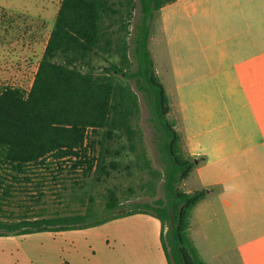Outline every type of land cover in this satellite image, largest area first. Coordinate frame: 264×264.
Listing matches in <instances>:
<instances>
[{
  "label": "trees",
  "instance_id": "obj_1",
  "mask_svg": "<svg viewBox=\"0 0 264 264\" xmlns=\"http://www.w3.org/2000/svg\"><path fill=\"white\" fill-rule=\"evenodd\" d=\"M174 1L126 0L129 17L136 8L140 11L127 42L110 30L111 24L106 25L107 20L116 22L123 17L113 0H62L30 90L0 87V212L16 188L28 186L33 176L48 179L49 174L63 189L70 176H75L76 185L90 178L100 182L113 172L131 169L120 162L125 150L136 154L139 170L147 168L150 161L135 138L139 96L130 82L149 109L163 165L164 197L133 204L124 211L118 190L108 189L101 213L89 207L84 213L0 216V236L83 230L144 213L162 224L161 242L168 264H209L190 237L192 212L207 192L186 193L180 188L201 161L182 148V135L176 120L170 118L171 102L149 46L155 14ZM120 6L124 7L123 2ZM113 51L120 61L106 68L105 75H96L95 58ZM124 137L127 146L121 143ZM147 184L142 188L150 186L151 190L153 182ZM41 185L38 182L37 189Z\"/></svg>",
  "mask_w": 264,
  "mask_h": 264
},
{
  "label": "rangeland",
  "instance_id": "obj_2",
  "mask_svg": "<svg viewBox=\"0 0 264 264\" xmlns=\"http://www.w3.org/2000/svg\"><path fill=\"white\" fill-rule=\"evenodd\" d=\"M61 1L0 0V87L30 90ZM113 3L115 9L123 12V17L116 22L107 20L106 25L111 24L110 30L129 42L140 18L139 8L129 17L126 0H113ZM156 21L154 35L158 38L160 15ZM262 29L264 34V11ZM157 38L152 41L150 50L156 72L173 108L170 118L177 119L176 128L183 139L187 137L205 158V161L197 158L201 162L180 186L184 192H207L196 217L192 216V238L204 261L210 264H244L241 252L246 248L256 250L262 241H254L264 238V221L258 223L259 218L249 215L244 223L235 220L239 218L236 210L240 187L264 184V119L258 112L260 106H264V70L260 71L258 67L264 69V64H243L232 60L220 62L218 56L211 55L218 54L221 47L204 48L212 61H198L204 59L199 46L192 49L184 42H173L162 47ZM119 61L120 56L115 51L103 53L93 61L94 73L105 75L106 68ZM244 72L247 74L244 78L236 77V74L243 75ZM130 85L139 96L135 138L138 149L145 150L150 165L143 171L139 170L136 154L125 150L120 162L123 167L129 164L131 169L113 172L109 179L100 182L90 178L76 185L75 176H70L64 182L66 189H63L61 182H52L49 174L48 179L33 176L32 183L16 188L13 197L1 207V218L14 219L24 214L84 213L89 207L101 213L107 191L113 188L118 190L124 211L131 210L133 204L153 203L164 197L163 165L154 143L149 109L135 83L130 82ZM121 143L127 146L128 139L122 138ZM38 182L42 183L40 190L37 189ZM148 182H153L151 190L148 189L150 186L142 188L148 186ZM227 199L234 200L236 204L230 214L223 208V201ZM12 237H18L15 242L26 249L53 245L52 238L48 239L47 235ZM57 240L62 246L60 256L63 264H75V260L79 264H96L97 253L91 250L92 244L84 230L63 231Z\"/></svg>",
  "mask_w": 264,
  "mask_h": 264
},
{
  "label": "crops",
  "instance_id": "obj_3",
  "mask_svg": "<svg viewBox=\"0 0 264 264\" xmlns=\"http://www.w3.org/2000/svg\"><path fill=\"white\" fill-rule=\"evenodd\" d=\"M263 5L264 0H176L162 7L155 14L151 24L149 46L157 38L154 35V28H156L157 16L160 15L161 23L157 39L162 47L173 42H184L191 45L192 49L199 46L204 59L197 60L206 62L212 59L204 48L209 50L213 47H221L217 51L218 54L211 55L218 56L220 62L232 60L243 64L252 62L264 64ZM171 29H173L172 34H170ZM258 68L260 71L264 70L262 66ZM236 75L241 79L247 74L244 72L243 75L241 73ZM258 112L264 119V106H260ZM175 120L177 122V119ZM182 148L189 156L205 161L187 137L184 139L182 137ZM203 201L194 208L193 217H196V211ZM233 201L230 199L223 201V208L229 214L236 205ZM237 207L239 218L235 220L239 223H244L248 215L259 218L258 223L263 222L264 184L242 185ZM214 214L216 215L215 211ZM191 223L190 237L193 240V222ZM83 230L92 244L91 250L97 253L96 264H168L161 242L162 224L152 215L132 214ZM60 234L62 232L29 234L47 235L48 239L52 238L53 245L48 248L28 249L15 242L18 237L0 236V264H63L64 260L60 256L62 246L57 240ZM29 235H21V237ZM197 235L200 233L197 232ZM260 241L262 243L257 244L256 250H248L246 248L248 244L245 245V251L241 252L244 264H264L263 236L254 243ZM258 257H262V260ZM75 262L79 264L77 260Z\"/></svg>",
  "mask_w": 264,
  "mask_h": 264
}]
</instances>
